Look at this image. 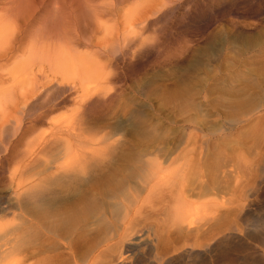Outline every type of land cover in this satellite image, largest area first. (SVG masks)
<instances>
[{"label": "bare ground", "instance_id": "obj_1", "mask_svg": "<svg viewBox=\"0 0 264 264\" xmlns=\"http://www.w3.org/2000/svg\"><path fill=\"white\" fill-rule=\"evenodd\" d=\"M5 1L0 2V59L20 50L25 56L12 68L17 71H10L12 83L38 62L51 79L41 84L40 92L35 85L17 101L11 87H0V108L9 103L12 113L28 109L31 115L26 124L16 115L0 124L1 149L24 142L29 172L35 170L40 151L59 148L61 155L34 171L36 179L29 186L17 182L23 193L0 199V264L14 254L23 261L33 259L31 264H124L119 259L124 252H133L140 264H264V19H248L246 28L229 25L224 34L211 33L195 49L181 74L177 129L161 132L162 145L104 148L85 143L84 117L94 102L113 95L100 87L108 76L98 77V69L71 51V45L96 35L85 31L90 16L104 31L97 42L101 47L115 50L119 41L132 48L137 32L141 36L149 23L148 15L159 9L137 17L135 9L123 11L124 1ZM109 11L119 27L102 23L101 14ZM262 13L264 0L249 3V15ZM73 78L79 89L69 83ZM54 86L80 92L70 100L75 111L58 120L65 122L60 125L57 120L48 124L46 118L63 101L33 114L37 106L31 99ZM38 122L51 125L50 134L56 132L51 138L24 139ZM9 129L13 138L3 141ZM19 166L15 170L22 175ZM21 207L30 208L32 219L9 226L5 218L12 211L5 210ZM29 235L36 240L30 246Z\"/></svg>", "mask_w": 264, "mask_h": 264}, {"label": "rangeland", "instance_id": "obj_2", "mask_svg": "<svg viewBox=\"0 0 264 264\" xmlns=\"http://www.w3.org/2000/svg\"><path fill=\"white\" fill-rule=\"evenodd\" d=\"M2 1L5 3L7 2L5 0H0V2ZM21 1L38 2L39 0ZM70 1L74 3L86 1L96 4H119V2L124 1L126 3L123 5V11H126L127 9H135L136 14L138 13L137 15L135 14L137 17L143 14L144 11L150 13V9H153L154 11H156L157 8L159 9L158 13L148 15L149 23L146 25V28L143 32L140 31L143 33L141 36L138 35V32L137 35L133 33L136 35L137 42L133 44L134 46H132V48L131 46H126V49L123 46V43L119 41L116 44L115 50H109L107 47H101L102 44L98 43L104 38V31L97 29V24L93 21V17H90L89 15L85 31L88 32L91 29L95 30L96 35H88L86 37L87 40H85L86 43L84 44L71 45V51L74 53H81L82 56L88 61L90 60L89 62L92 67H96L98 69L97 73H100L97 75L98 77L102 76L103 74H107L108 76L106 79H101L100 87L109 89V92H111L113 95L108 98L107 95H104L108 100L103 97V101L101 100L99 103L94 102V105L90 106L87 112H85L86 114L84 117L86 126L84 138L85 143L96 147L103 146L104 148H109L111 146L130 148L131 145V148L134 147L133 149H135V147L138 145L139 148L143 149L144 147L145 149L150 147L152 144L153 148L162 145L163 142H165V136L162 134L164 130L169 128L171 131H176L175 129H177V123L175 119H177L176 114H178L179 111V94L182 86L179 85L182 84L181 74L185 69L184 67H187L186 64L188 62H190V64L192 63L194 54L193 52L196 51L195 49L202 46L207 40L206 38L215 32L218 31L217 33H219L224 30L221 32L224 34V32L227 31L229 25L231 26L232 24H239V27L242 28L245 26L246 28L247 24H249L248 19L249 22L250 20L252 22L256 19L260 20L258 17H261V20L264 19V13L257 16V18H253L251 15H249V3L254 6L258 0ZM247 1L250 2L247 4ZM160 3H163V6L161 5L162 7L159 6ZM109 12H112L113 14H101L102 23L105 26H114V28L117 26L119 27V24L112 20V17H116L114 15V11ZM39 13H41V11H38L37 14ZM1 14L2 12H0V15ZM234 20L237 21L235 22ZM119 21L120 19L118 22ZM32 35L33 34L31 32L27 36L29 37V40L31 39ZM100 50L106 51L101 52ZM23 55L24 53H22V50H20L16 53H13V55L8 59H0V87H11L10 90H12L14 98H17L16 101L20 98L22 92L25 90H31L35 85L38 87L37 92H40L41 89H43L41 84L45 83L48 85L50 84V80L48 79H51V73L48 71V68H46L45 65H39L38 62L29 68L28 72L21 73L20 79L17 82L12 83L13 81L10 71H17L16 69L12 68L17 62L21 61L22 58H25ZM192 69L187 72L189 78H192ZM58 77H60V75H58ZM189 78L187 80V87H190L192 84L190 83L191 79ZM69 81L70 84L76 83V87L79 89L77 79L73 78ZM139 86H142L140 88H144L142 89L143 91H139ZM79 94V91L78 93L74 94L69 91L62 92L60 91V88L54 86L44 93L37 95V98L34 97L35 95L31 97H34L31 100L36 99V101L33 102V107L35 105L37 106L36 109H33V114L35 115L41 113L50 104L63 101L60 103V107L51 112L48 115L49 117L47 116L46 122L50 124L49 122L57 120V125L64 124L65 122H58V120L64 119L66 116H69L70 113L75 111L76 107L70 102V100L73 97H77ZM112 97H114L113 100ZM31 100L28 99L26 101L27 104L30 103ZM7 104L9 103L1 105L3 108H0V124L4 120H10L14 115H16V117H20L22 124L23 122L26 124L30 120L31 115L28 114V109L23 110L22 113H12V111H9L11 109L9 107L11 104ZM21 105L22 104L20 103V108ZM4 107L6 108L4 109ZM1 109H7V111H9H6L8 115H6L7 113L3 110L1 112ZM167 121H169V123H167ZM46 122H38L34 124V130H32L30 135L24 136V139L43 135H50L48 138H51L56 132V129H54L50 134L49 132L51 131V125L48 126ZM10 123L11 121L8 122V125ZM173 127L175 129H173ZM8 131L9 134L6 135V138L3 141H8L9 139L13 138L11 129ZM2 137L3 136L0 133V139H2ZM133 144L134 146H132ZM23 145L24 142L23 144L18 145L16 148H12L13 151L10 148L4 149V146H2L1 149L0 146V199L3 202L16 198L18 195H20L18 192L23 193L24 189L16 187L17 182H21L22 185L29 186L31 182H34V179H36V175H33L34 171L41 168L48 162H53L56 157H58V155H61V151H58L60 150L59 148L57 149L51 147V149L40 151L37 154L34 163L35 170L29 172L25 170L27 166H24L26 160H28L29 157L25 156L26 152L24 151ZM38 150L39 149H37L35 152ZM18 164H20L19 167L24 168L22 175L18 173V170H15L18 168ZM14 170L15 172L13 174ZM91 182H93L95 185H98V182L95 183L93 180L90 181V183ZM131 183L134 184V182ZM99 185L101 187V184ZM134 186L136 187V185ZM134 186L132 185V187ZM32 188L33 187L29 189L27 188L26 193L31 192ZM29 209V207H21L13 210H5L12 211V214H8L5 218L8 222V225L17 227L22 225L21 221L23 222L25 218L32 219L30 218L31 210ZM249 228L252 227L249 226ZM33 241L34 236L31 238L29 235V242L26 245H33L36 240L34 242ZM21 258V254H14L11 257L10 262L7 264H11V262L12 264H31L33 261L31 258L27 261H23ZM119 259L122 260L124 264H140L139 262H136L137 260L133 252L122 253L119 255Z\"/></svg>", "mask_w": 264, "mask_h": 264}]
</instances>
